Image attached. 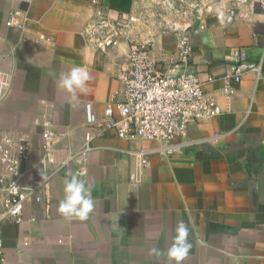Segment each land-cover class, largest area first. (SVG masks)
Wrapping results in <instances>:
<instances>
[{"label":"crops","instance_id":"1","mask_svg":"<svg viewBox=\"0 0 264 264\" xmlns=\"http://www.w3.org/2000/svg\"><path fill=\"white\" fill-rule=\"evenodd\" d=\"M154 1L100 0L97 10L92 0H0V130L30 135V160L21 168L27 179L42 176L36 166L45 123L60 136L59 148L76 151L88 132V106L103 117L110 96L122 88L117 75L127 67L130 41L152 42L158 57H172L177 35L168 23L190 25L191 68L222 111L176 139L180 155H151L146 165L137 153L156 143L113 132L95 138L87 155L94 211L86 221L58 213L72 167L61 170L45 194L49 218L33 203L24 222L0 226L5 264H174L166 252L181 221L192 245L183 264H264V11L258 1L163 0L157 19ZM195 5L200 19L191 13ZM12 9L25 12L24 31L5 25ZM98 11L146 20L102 54L82 34ZM200 25L205 29L194 32ZM240 50L260 70L236 84L227 73ZM72 67L87 70L86 91L57 87ZM153 247L164 255H150Z\"/></svg>","mask_w":264,"mask_h":264},{"label":"built area","instance_id":"2","mask_svg":"<svg viewBox=\"0 0 264 264\" xmlns=\"http://www.w3.org/2000/svg\"><path fill=\"white\" fill-rule=\"evenodd\" d=\"M255 1L264 11L262 0H231L235 5L252 6ZM154 2L160 4L162 0ZM92 4L100 9V0H92ZM172 12L175 16L181 14L174 9ZM154 13L163 17L161 11ZM97 14L95 20L85 24L82 34L86 43L102 54L118 41L127 39L139 19L146 20L143 15L119 14L111 19L99 11ZM233 16L230 11L227 21H231ZM26 23L25 12L12 9L5 25L24 31ZM168 28L177 35L175 51L168 61L163 58L164 54L158 57L152 42L130 41L127 67L117 75L122 88L110 96L101 119L91 113L94 118L90 121L87 111L88 132L76 151L59 148L60 136L50 124H44L41 157L36 166L42 171L41 177L27 179V172L21 170L30 160V135L24 131L0 130V226L7 222H24L25 207L33 203L41 205L45 217L49 218L51 204L45 194L52 178L70 166L71 175L83 173L81 178L87 182V155L95 138L113 132L119 139L156 143L154 149H142L137 153L139 163L146 165L151 155L162 159L180 155L183 144L176 143V139L185 137L191 124L221 115V108L213 97L206 94L204 82L191 68L190 25L171 22ZM204 29L200 25L194 32ZM259 70V65L248 62L246 52L240 50L227 75L238 84L246 73H258ZM30 221L37 222L34 214H31ZM0 264H5L1 236Z\"/></svg>","mask_w":264,"mask_h":264},{"label":"clouds","instance_id":"3","mask_svg":"<svg viewBox=\"0 0 264 264\" xmlns=\"http://www.w3.org/2000/svg\"><path fill=\"white\" fill-rule=\"evenodd\" d=\"M89 75L86 69L82 67H72L69 72L61 74L57 87L71 94L79 90L86 91ZM88 119L91 121L94 117L91 115V106H88ZM83 173L77 172L67 179L64 187V198L59 202L58 213L66 219H78L86 221L89 215L94 211L95 202L92 197V186L82 179ZM118 219V218H117ZM118 226V225H117ZM189 228L183 222H179L176 227V234L171 247L167 249L166 255L170 262L174 264H183L187 258L191 243L188 240ZM149 254L155 257L164 255L159 248L153 247Z\"/></svg>","mask_w":264,"mask_h":264},{"label":"water","instance_id":"4","mask_svg":"<svg viewBox=\"0 0 264 264\" xmlns=\"http://www.w3.org/2000/svg\"><path fill=\"white\" fill-rule=\"evenodd\" d=\"M191 13L192 15L197 18L200 19L201 18V13H202V8L199 5H195L193 6L191 9Z\"/></svg>","mask_w":264,"mask_h":264},{"label":"rangeland","instance_id":"5","mask_svg":"<svg viewBox=\"0 0 264 264\" xmlns=\"http://www.w3.org/2000/svg\"><path fill=\"white\" fill-rule=\"evenodd\" d=\"M162 3H163V0H162V2H161L160 4H156L155 2H153V5H155L154 7H157V6H158V7L155 9L156 12H158V10H157L158 8H160L161 6H163ZM156 18L159 19V17H156Z\"/></svg>","mask_w":264,"mask_h":264}]
</instances>
